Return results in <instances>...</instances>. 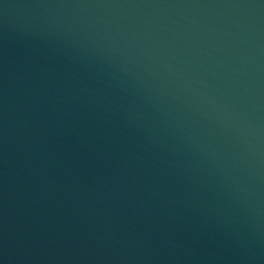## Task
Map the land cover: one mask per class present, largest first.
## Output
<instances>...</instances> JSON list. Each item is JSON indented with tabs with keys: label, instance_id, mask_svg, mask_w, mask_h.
Masks as SVG:
<instances>
[{
	"label": "water",
	"instance_id": "95a60500",
	"mask_svg": "<svg viewBox=\"0 0 264 264\" xmlns=\"http://www.w3.org/2000/svg\"><path fill=\"white\" fill-rule=\"evenodd\" d=\"M0 264H264V0H0Z\"/></svg>",
	"mask_w": 264,
	"mask_h": 264
}]
</instances>
